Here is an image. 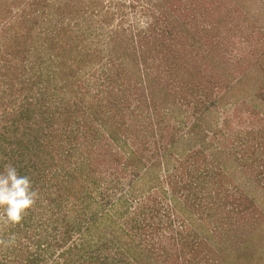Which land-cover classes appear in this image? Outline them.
Instances as JSON below:
<instances>
[{
    "label": "trees",
    "instance_id": "trees-1",
    "mask_svg": "<svg viewBox=\"0 0 264 264\" xmlns=\"http://www.w3.org/2000/svg\"><path fill=\"white\" fill-rule=\"evenodd\" d=\"M8 163L0 264H264V0H0Z\"/></svg>",
    "mask_w": 264,
    "mask_h": 264
},
{
    "label": "clouds",
    "instance_id": "clouds-1",
    "mask_svg": "<svg viewBox=\"0 0 264 264\" xmlns=\"http://www.w3.org/2000/svg\"><path fill=\"white\" fill-rule=\"evenodd\" d=\"M38 193L29 176L20 175L11 163L0 172V230L19 225L36 203ZM16 243L15 234L0 239L7 248Z\"/></svg>",
    "mask_w": 264,
    "mask_h": 264
},
{
    "label": "rangeland",
    "instance_id": "rangeland-1",
    "mask_svg": "<svg viewBox=\"0 0 264 264\" xmlns=\"http://www.w3.org/2000/svg\"><path fill=\"white\" fill-rule=\"evenodd\" d=\"M138 1V0H136ZM132 14H136L138 13L139 15L141 14V11H140V6H138L135 10L131 11ZM142 14L139 16V18H142ZM142 21V20H141ZM261 229L258 230V232L256 231V237L255 239H257L256 243H254V245L252 246V248H257L258 246H261L263 245L264 246V222L262 223V226H260ZM253 238V240H255ZM250 248H251V245H250Z\"/></svg>",
    "mask_w": 264,
    "mask_h": 264
}]
</instances>
